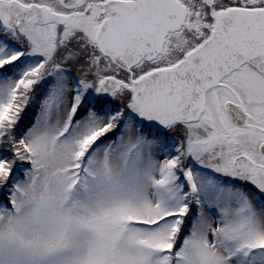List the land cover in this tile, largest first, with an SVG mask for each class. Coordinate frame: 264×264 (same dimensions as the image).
<instances>
[{"label": "snow or ice", "instance_id": "obj_1", "mask_svg": "<svg viewBox=\"0 0 264 264\" xmlns=\"http://www.w3.org/2000/svg\"><path fill=\"white\" fill-rule=\"evenodd\" d=\"M0 264H264V0H0Z\"/></svg>", "mask_w": 264, "mask_h": 264}]
</instances>
